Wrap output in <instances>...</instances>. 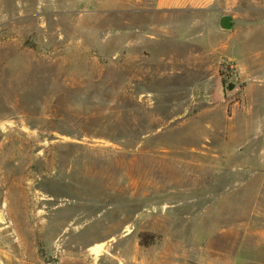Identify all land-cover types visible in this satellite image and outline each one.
<instances>
[{
  "label": "rangeland",
  "instance_id": "374dc122",
  "mask_svg": "<svg viewBox=\"0 0 264 264\" xmlns=\"http://www.w3.org/2000/svg\"><path fill=\"white\" fill-rule=\"evenodd\" d=\"M262 6L0 0V264H264Z\"/></svg>",
  "mask_w": 264,
  "mask_h": 264
},
{
  "label": "crops",
  "instance_id": "0c3cea01",
  "mask_svg": "<svg viewBox=\"0 0 264 264\" xmlns=\"http://www.w3.org/2000/svg\"><path fill=\"white\" fill-rule=\"evenodd\" d=\"M240 3H261L264 4V0H153V7L156 12L165 14L176 13H197L206 19L209 28H205L209 32H216L227 37L228 32L220 31L216 22L221 12L225 10H235ZM264 13V6L260 9ZM232 21V19H231ZM233 26V22H232ZM196 26H193V28ZM205 31L199 33L200 37L205 34ZM237 50V49H236Z\"/></svg>",
  "mask_w": 264,
  "mask_h": 264
},
{
  "label": "water",
  "instance_id": "95a60500",
  "mask_svg": "<svg viewBox=\"0 0 264 264\" xmlns=\"http://www.w3.org/2000/svg\"><path fill=\"white\" fill-rule=\"evenodd\" d=\"M216 26L220 31L228 32L232 29V21L230 16L221 15L216 22Z\"/></svg>",
  "mask_w": 264,
  "mask_h": 264
},
{
  "label": "trees",
  "instance_id": "16d2710c",
  "mask_svg": "<svg viewBox=\"0 0 264 264\" xmlns=\"http://www.w3.org/2000/svg\"><path fill=\"white\" fill-rule=\"evenodd\" d=\"M233 87H234L233 84L230 83L229 86H228L227 91H228V90H231V88H233ZM238 89H239V90L242 89V88H241V85L238 86Z\"/></svg>",
  "mask_w": 264,
  "mask_h": 264
},
{
  "label": "bare ground",
  "instance_id": "6f19581e",
  "mask_svg": "<svg viewBox=\"0 0 264 264\" xmlns=\"http://www.w3.org/2000/svg\"><path fill=\"white\" fill-rule=\"evenodd\" d=\"M92 251H94L96 253V252H98V249L92 248Z\"/></svg>",
  "mask_w": 264,
  "mask_h": 264
}]
</instances>
